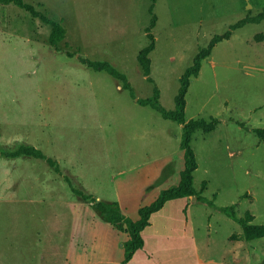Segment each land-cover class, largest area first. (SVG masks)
<instances>
[{"label":"rangeland","instance_id":"rangeland-1","mask_svg":"<svg viewBox=\"0 0 264 264\" xmlns=\"http://www.w3.org/2000/svg\"><path fill=\"white\" fill-rule=\"evenodd\" d=\"M23 1L60 23L64 37L51 45L48 24L0 2V264H117L126 233L71 187L115 201L133 220L136 206L149 202L148 189L176 184L180 126L135 99L155 86L159 104L171 109L197 48L264 0H153L151 81L136 61L147 43L150 0ZM257 33L264 34V21L233 29L189 78L184 117L214 119L212 130L197 128L190 139L199 199H170L153 212L131 264H264V237L230 239L240 226L222 210L248 211L251 223H264V141L253 132L264 129V39L254 40ZM79 56L122 72L133 98ZM21 144L53 165L6 155Z\"/></svg>","mask_w":264,"mask_h":264},{"label":"trees","instance_id":"trees-1","mask_svg":"<svg viewBox=\"0 0 264 264\" xmlns=\"http://www.w3.org/2000/svg\"><path fill=\"white\" fill-rule=\"evenodd\" d=\"M3 3H12L15 6L24 9L32 17H37L41 22L46 23L50 26L48 34V42L51 45H56L64 37V28L58 22L53 19L46 17L42 12L35 9V7L28 2L23 0H0ZM153 0H150L148 6L149 21L147 26L144 27V34L147 39V43L142 46L136 53V61L141 68L142 75L145 79L151 81L148 77L149 73V52L154 47V38L151 33V28L155 22V15L152 11ZM264 21V5L260 10L253 14H246L241 18H238L234 22L228 25V28L221 33H215L210 36L208 41L203 47H198L194 53L191 63L186 66L178 77V88L173 96V107L171 109H164L158 102V90L155 86L152 88V93L145 98H136V102L142 105H148L155 111H157L161 117L169 119L180 126L179 142L178 146L182 150V169L179 171L178 182L167 188L159 190L155 198L146 205L139 206L137 208V217L130 219L125 217L120 211L118 204L115 201H102L95 200L90 194L83 193L79 189L71 187V191L83 200H87L92 203V206L102 216V218L113 226L120 227L127 235L126 239L122 242V259L119 264H127L132 254L143 245L141 237L142 229L149 225L150 215L161 208V206L167 200L174 198H182L186 196H196V191L192 187V172L196 168V161L194 153L190 147V139L192 132L199 128L203 132H208L213 129L214 119L208 121L201 118H189L184 117V94L186 92L189 78L197 75L202 59L207 57L211 51L213 45L222 40L227 39L231 31L245 24L246 22H260ZM253 39L260 41L264 39V34L257 33L253 36ZM67 55H72V52H67ZM79 61L94 70H103L113 78L121 82V87L129 90V84L126 80L125 75L114 68L107 61H92L84 57L79 56ZM130 92V90H129ZM130 96L133 95L130 92ZM253 132L257 138L264 141V129L254 128ZM7 156L17 157L20 155L30 156L33 158L44 159L49 165H53V160L44 157V155L37 149L30 145H19L14 151L6 153ZM56 168V167H55ZM204 185L202 182L201 186ZM199 199V196H196ZM227 216L234 219L240 226V236L230 235V239H243L252 240L256 238L264 237V223L254 224L251 223L252 215L245 211L241 217H236L231 206L222 209ZM119 223H122L121 227Z\"/></svg>","mask_w":264,"mask_h":264},{"label":"crops","instance_id":"crops-1","mask_svg":"<svg viewBox=\"0 0 264 264\" xmlns=\"http://www.w3.org/2000/svg\"><path fill=\"white\" fill-rule=\"evenodd\" d=\"M179 126V125H178ZM173 155H175V152L173 153V154H171V155H169L168 157H171V159H169L172 163H173V158H172V156ZM168 157H167V159H168ZM179 158V157H178ZM169 162V161H168ZM182 163H183V160H182ZM178 169H179V167H178ZM181 169H182V167H181ZM180 169V170H181ZM177 172H178V170H177ZM158 173H155V176L157 175ZM160 174V173H159ZM179 174V173H178ZM177 177V176H176ZM177 179H179V177L177 178ZM164 180V179H163ZM170 180V179H169ZM164 182V181H163ZM178 182V181H177ZM176 182V183H177ZM159 184V183H158ZM158 184L156 185H154V187H151V189H148V194H147V196H148V201L149 202H151L154 198H155V196L157 195V193L159 192V190H161V188H162V186H158ZM166 185H168V184H166ZM171 185H175V184H171ZM169 186V185H168ZM95 198L97 199V196H95ZM182 198H184V197H182ZM186 198H188V199H190L191 198V196H186ZM148 202V203H149ZM139 207V205L138 206H136V208H138ZM123 208H121L120 207V210L124 213V210H122ZM125 215V214H124ZM146 227V226H145ZM144 227V228H145ZM144 228L142 229V231H141V237H142V240H143V234L145 233V231H143L144 230ZM121 232V231H120ZM125 239V238H124ZM143 244H144V241H143ZM121 246H122V243H121ZM142 247H143V245H142ZM141 247V248H142ZM141 248H139V249H141ZM139 249H137L133 254H132V256H131V258L129 259V261H128V263L127 264H131L130 263V261L132 260V258H133V256H135V254H136V252L139 250ZM120 263V262H119ZM119 263H117V264H119Z\"/></svg>","mask_w":264,"mask_h":264}]
</instances>
